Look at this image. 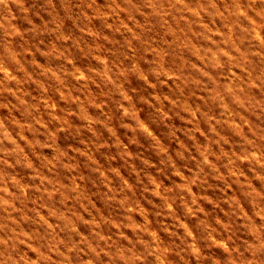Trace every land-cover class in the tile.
<instances>
[{"label":"clouds","instance_id":"1","mask_svg":"<svg viewBox=\"0 0 264 264\" xmlns=\"http://www.w3.org/2000/svg\"><path fill=\"white\" fill-rule=\"evenodd\" d=\"M0 264H264V0H0Z\"/></svg>","mask_w":264,"mask_h":264},{"label":"rangeland","instance_id":"2","mask_svg":"<svg viewBox=\"0 0 264 264\" xmlns=\"http://www.w3.org/2000/svg\"><path fill=\"white\" fill-rule=\"evenodd\" d=\"M40 60L42 63L47 62V58L45 57H40ZM81 63H87V61L85 60H81ZM145 116L147 119H149L150 121H152L156 127L160 130L161 135L167 137L168 136V131L165 130L159 123V121L156 119L155 115L151 112V111H145ZM75 139L73 136H64L61 138V143L65 146L69 145V144H73L75 143ZM138 147H143L142 145H138ZM48 155H51V152L48 153ZM102 163H104L106 166H122V162L118 159H112L111 156L105 157L104 155H101L100 157ZM220 214L219 210H213L210 215H217ZM137 215H139V213H137ZM137 219H139V217H137Z\"/></svg>","mask_w":264,"mask_h":264}]
</instances>
